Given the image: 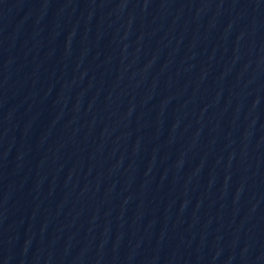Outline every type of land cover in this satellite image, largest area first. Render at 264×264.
<instances>
[{
    "label": "water",
    "instance_id": "1",
    "mask_svg": "<svg viewBox=\"0 0 264 264\" xmlns=\"http://www.w3.org/2000/svg\"><path fill=\"white\" fill-rule=\"evenodd\" d=\"M247 0H0V264H211Z\"/></svg>",
    "mask_w": 264,
    "mask_h": 264
}]
</instances>
